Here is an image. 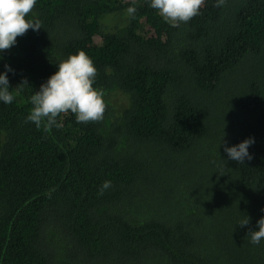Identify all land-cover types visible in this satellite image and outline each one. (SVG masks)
I'll return each instance as SVG.
<instances>
[{
	"label": "trees",
	"instance_id": "trees-1",
	"mask_svg": "<svg viewBox=\"0 0 264 264\" xmlns=\"http://www.w3.org/2000/svg\"><path fill=\"white\" fill-rule=\"evenodd\" d=\"M215 4L173 27L148 0H37L43 27L0 52V264H264L247 236L264 217V0ZM80 50L103 120L26 122ZM250 137L252 159L230 160Z\"/></svg>",
	"mask_w": 264,
	"mask_h": 264
},
{
	"label": "clouds",
	"instance_id": "clouds-1",
	"mask_svg": "<svg viewBox=\"0 0 264 264\" xmlns=\"http://www.w3.org/2000/svg\"><path fill=\"white\" fill-rule=\"evenodd\" d=\"M149 6L157 11L163 20L171 26L177 27L187 23L204 6L205 0H148ZM37 0H0V52L9 50L17 43V38L27 33L29 29L38 31L42 26L38 19H28ZM225 0H216V7H221ZM130 17L135 16V6L127 8ZM57 71L52 74L40 89L30 97L31 110L26 122L34 123L39 129L43 126L45 131L52 128H61L62 123L58 117L71 113L78 123H96L104 118L107 105L104 92L94 87L97 68L92 59L83 50L70 54L58 63ZM8 71H14L5 65V72L0 73V101L11 104L14 95L9 88ZM22 84H27L25 81ZM254 138L243 140L237 145L228 147L224 151L230 160L244 163L245 158L252 159L249 146ZM223 175V174H221ZM111 187V181L105 180L99 194ZM250 217L246 216L238 225L244 227L249 224ZM258 230H249L250 242L258 245L264 240V217L257 221Z\"/></svg>",
	"mask_w": 264,
	"mask_h": 264
}]
</instances>
